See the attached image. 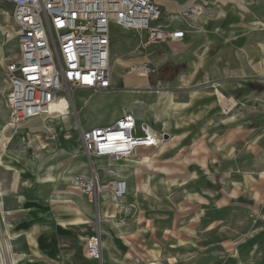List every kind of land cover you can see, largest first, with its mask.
<instances>
[{
	"label": "crops",
	"instance_id": "crops-1",
	"mask_svg": "<svg viewBox=\"0 0 264 264\" xmlns=\"http://www.w3.org/2000/svg\"><path fill=\"white\" fill-rule=\"evenodd\" d=\"M239 1L215 0V7H210L209 10H222V16L211 15L208 19L204 18L193 30L173 29L163 24L161 20L159 23L172 31H184L183 38L199 39L201 44L196 46L199 52L204 48L211 50L226 42L234 46L245 43L248 45L251 39H254L253 45L258 51V57L264 61V42L259 39L264 38V21L256 20L263 18L264 15L260 13L256 3H246L247 6H243L244 4H241L243 2ZM174 9L168 7L169 11ZM116 27L121 26L112 24L111 42ZM121 28L128 33L133 31ZM133 32L132 35L140 39L139 34ZM112 62L114 63L113 52ZM146 82L148 83L147 79ZM113 84L115 85L114 76ZM80 91L84 90L77 91L74 96L76 109V95ZM232 108L226 109V112ZM7 110L9 118L8 107ZM71 114L75 118L78 112L70 110L66 115L71 118ZM121 115L103 125L112 124ZM36 118L28 119L18 125L24 129L21 136L24 148L25 134L30 127L33 145L37 139L39 145L48 144L52 139L45 138L48 132L52 133L49 127L42 131L32 128L34 126L31 122L40 120V123H43L47 119L46 116ZM135 118L138 126L141 125L137 116ZM79 125L83 129L103 126L96 124L85 127L79 118L76 120L79 134ZM26 126H30L29 129ZM168 126L164 124V129L178 130L179 134L166 133L160 137L152 129L155 132L153 134L159 139L158 143L137 148L135 154L131 156L134 157L132 159L129 157L115 161L110 157L94 158V168L100 182H103L101 175L104 174H112L114 179L122 178L127 181V194L121 200L123 209L109 199L99 202L102 262L85 255L86 242L96 231L97 210L90 196L75 187L77 176L84 175L90 178L92 174L84 151L85 161L82 165H85V170L78 175H73L70 167L66 168L69 158L51 163L56 165L54 170L56 180L53 182H51L53 178L45 179L51 172L50 168L48 173L40 175L48 164L42 169H37L33 164L34 157L28 156V150L24 151V156L10 154L8 150L6 153L0 152V264H146L153 260H161L164 264H264V243L257 241L255 235L247 241L250 245L248 252L246 248L239 247L240 243L237 240L231 238L220 243L216 239L212 241L220 225V221L214 217L215 213L212 211L222 210L230 205L229 198L217 197L218 174L215 169V158L218 147L232 148L230 158L236 156L232 146L239 137V129H229L223 135L212 137L207 131L196 130V125L190 134L185 133L184 124L178 128L170 124ZM173 152L175 155L164 158ZM139 153L151 155L153 162L147 164L134 162L133 159H137ZM104 159L113 164L126 161L127 168L110 170L102 164ZM129 168H132L130 174L124 175L122 171H128ZM130 175L133 179L132 184L129 181ZM226 175L223 180L230 178L228 172ZM156 176L183 182L155 183L153 180ZM196 180L200 181L196 182ZM254 187H249L248 191H254ZM231 193L228 194L229 197ZM255 195L258 203L264 204L261 202V197L264 199V196L258 193ZM222 199H228L229 204L219 206V201ZM107 211L113 216L106 217ZM249 217L253 216L247 217L248 223ZM170 230L175 231L176 234H170ZM122 236L130 239V246L120 238ZM177 246L182 247L183 250L174 251ZM122 248H125L123 253ZM129 250L130 253L126 258ZM205 257L207 259H204Z\"/></svg>",
	"mask_w": 264,
	"mask_h": 264
},
{
	"label": "rangeland",
	"instance_id": "rangeland-1",
	"mask_svg": "<svg viewBox=\"0 0 264 264\" xmlns=\"http://www.w3.org/2000/svg\"><path fill=\"white\" fill-rule=\"evenodd\" d=\"M152 1L159 4L162 9L161 22L173 29L193 30L202 19H208L211 15L222 16L223 12L222 10H209L210 7H215V0ZM240 1L244 4L243 6H247L246 3H256L260 13L264 15V0ZM170 6L175 9L169 11ZM12 11L10 4L0 0V129L2 136L5 135V127L8 125L7 83L4 71L18 51L17 27ZM259 19L264 21V17L256 18L257 21ZM130 33L121 27H116L112 33L115 85L111 92L80 91L76 95L78 114L75 118L71 114V118L66 117L64 121L50 118L43 123H40V120L31 122L33 129L42 131L49 127L52 130L53 138L48 144L39 145V139H37L33 147L25 145L24 148V143L21 142L24 129L17 126L11 130L8 142L4 147H0V152L6 153L8 150L10 154L24 156V151L28 150V156L34 157L33 164L37 169H42L48 164L46 170L40 175L48 173L51 169L45 179L53 178L51 181L53 182L56 180L54 172L56 165L51 163L69 158L66 168L70 167L73 175H78L85 170V165H82L85 161L83 148L76 128V120L79 118L85 127L103 125L129 111L128 113L137 116L141 124L150 125L152 133H155L152 130L154 129L160 137L166 133L179 134L178 130H165L166 121L177 128L183 124L186 125L184 129L187 134L196 128L199 131H207L212 137L223 135L229 129H239V137L232 146L236 156L230 158L232 148L218 147L215 158V169L218 174L217 197L229 198L230 205L222 210L212 211L215 213L214 217L220 221L212 241L216 239L220 243L231 238L237 240L240 243L239 247L246 248L247 252L250 249L247 241L254 235L257 241L264 243V204L258 203L255 195L258 193L264 196V61L258 57V51L253 45L254 39H251L248 45L245 43L234 46L226 42L211 50L204 48L199 52L196 47L201 44L199 39L183 38L177 42L144 47L139 37L132 35L133 31ZM259 39L264 42V38ZM118 57H121L124 65L117 64ZM143 62L149 64V70L147 74L145 73L148 83L145 80L144 88L128 87L127 81L125 82L127 72L140 68ZM217 90L235 101L234 107L229 112H226L224 106L220 104ZM194 125H196L195 128ZM72 126L73 129L70 131L65 129ZM26 127L29 129L30 126ZM30 129L25 134V138L31 133ZM174 153L164 158L175 155ZM132 158L134 157L130 159ZM140 158L141 156L137 155V159L133 160ZM102 164L115 171L127 168L126 161L113 164L104 159ZM131 171L132 168H129L128 171H122V173L129 175ZM227 172L230 178L223 180ZM101 177L103 182L114 179L112 174H104ZM194 177L195 175L192 176ZM154 178L155 183L183 182L178 179L167 180L161 176ZM132 180V175H130L131 184ZM199 181L196 180V182ZM251 186L255 187L254 191L250 192L248 189ZM229 193L231 197L228 196ZM261 202L264 203L262 197ZM228 204V199L219 201V206ZM111 216L113 215L110 211H107L106 217ZM248 216H253L249 217V223ZM169 233L176 234L173 230ZM125 238L131 243L128 237ZM137 248L141 250L140 247L137 246ZM218 249L220 250V244ZM182 250L180 246L174 249L177 252ZM123 251L124 249L122 253ZM146 257L145 255V260ZM152 262L164 264L161 260Z\"/></svg>",
	"mask_w": 264,
	"mask_h": 264
},
{
	"label": "built area",
	"instance_id": "built-area-1",
	"mask_svg": "<svg viewBox=\"0 0 264 264\" xmlns=\"http://www.w3.org/2000/svg\"><path fill=\"white\" fill-rule=\"evenodd\" d=\"M13 7L18 51L6 65L8 124L16 128L31 118L64 115L75 108V93L111 91L113 23L137 32L140 43L179 40L184 31L169 30L159 23L162 9L152 0H2ZM141 68L149 70V64ZM83 151L91 167L90 178L79 175L75 187L88 194L97 210L96 231L87 240L91 258L102 261L99 202L109 199L124 208L127 181L100 182L94 158L115 161L129 158L141 146L156 145L159 139L147 124L138 126L132 113H123L109 125L83 129L79 125ZM53 138L51 132L45 136Z\"/></svg>",
	"mask_w": 264,
	"mask_h": 264
},
{
	"label": "bare ground",
	"instance_id": "bare-ground-1",
	"mask_svg": "<svg viewBox=\"0 0 264 264\" xmlns=\"http://www.w3.org/2000/svg\"><path fill=\"white\" fill-rule=\"evenodd\" d=\"M116 62L117 64L119 65H124V62L123 60L121 59V57H118L116 59ZM146 70H144L143 68H137L136 70H133V71H128L125 78H126V81H127V85L128 87L130 88H144L146 85H145V80H146ZM218 92V97H219V102L220 104H222L224 106L225 109H231L232 106L234 105V100L232 99H228L226 96H224L220 91H217ZM234 107V106H233ZM129 112V111H128ZM168 116V115H167ZM41 117H44V116H41ZM63 117L66 118V117H69L68 115L64 114V115H48L46 116L47 120H49L50 118H56V119H60L61 121H63ZM38 119V118H36ZM34 119V120H36ZM170 119V118H168ZM46 120V119H45ZM63 123V122H62ZM171 124V123H170ZM165 125L168 126L169 125V122L166 121L165 122ZM170 127V126H168ZM78 128V127H77ZM14 129L11 125H7L5 127V130H6V133L4 136L1 135V132L2 130L0 129V147H4L5 144H7L8 142V139L11 135V130ZM67 131H70L73 129V126L71 128H65ZM4 130V129H3ZM55 132H57L55 130ZM65 134V133H64ZM73 136V135H72ZM56 137V136H55ZM71 137V136H70ZM57 139V138H56ZM81 139V138H80ZM26 145L29 146V147H33V137L31 135V133L27 134V137H26ZM60 144V143H59ZM62 144V143H61ZM45 146V145H44ZM43 146V147H44ZM79 146V145H78ZM83 147V146H82ZM71 148V147H70ZM74 148V146H73ZM77 148V147H76ZM2 149V148H1ZM141 149V147L139 148ZM80 150V149H79ZM77 152V151H76ZM1 156V155H0ZM138 156H141L140 159L138 160H134V162L136 163H139V164H147V163H152L153 162V158L151 155H148V154H138ZM119 238V237H118ZM123 239V241L125 242V244L129 245L130 242L127 240V238L125 237H120ZM113 239V238H112ZM118 241V239H117ZM119 242V241H118ZM120 244V242H119ZM120 246V245H119ZM121 247V246H120ZM127 248V247H126ZM103 249V248H102ZM123 249V248H122ZM125 249V248H124ZM2 252V251H1ZM9 252V251H8ZM127 252V251H126ZM129 251L127 252L126 254V257H128L129 255ZM85 255L88 257L89 256V252L86 250L85 251ZM90 258V257H89ZM102 262V261H101ZM4 263V262H3ZM7 263V262H6ZM150 264H156L155 262L151 263Z\"/></svg>",
	"mask_w": 264,
	"mask_h": 264
}]
</instances>
